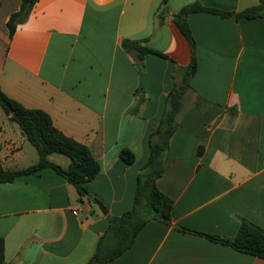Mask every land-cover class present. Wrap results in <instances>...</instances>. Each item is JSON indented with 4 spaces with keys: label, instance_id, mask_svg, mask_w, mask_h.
<instances>
[{
    "label": "crops",
    "instance_id": "1",
    "mask_svg": "<svg viewBox=\"0 0 264 264\" xmlns=\"http://www.w3.org/2000/svg\"><path fill=\"white\" fill-rule=\"evenodd\" d=\"M197 1L236 13L260 2L38 0L11 38L7 22L22 0H0L2 91L46 112L100 164L85 199L49 168L0 184L6 264H88L110 219L132 208L139 172L150 159V137L181 69L191 62L174 16ZM188 21L198 70L157 180L174 202L172 225L150 220L133 246L106 264H264L178 229L232 238L243 219L264 229V19L200 12ZM124 40H146L168 58L149 55L140 62L124 50ZM123 149L134 154L132 165L120 158ZM58 155L49 159L68 168L70 160ZM0 159L8 171L39 161L1 108Z\"/></svg>",
    "mask_w": 264,
    "mask_h": 264
},
{
    "label": "trees",
    "instance_id": "2",
    "mask_svg": "<svg viewBox=\"0 0 264 264\" xmlns=\"http://www.w3.org/2000/svg\"><path fill=\"white\" fill-rule=\"evenodd\" d=\"M38 0H22L21 9L14 13L7 22L12 38L17 26L24 23ZM164 0L163 4H166ZM212 13L222 18L236 17L237 19H264V0L258 5L246 8L241 12H225L203 5L197 1L184 7L174 16V20L191 47V62L188 67L181 69V81L176 83L166 99V107L157 129L150 137V159L140 170L133 206L119 217L110 219L106 234L99 240L96 253L88 264H106L111 262L134 244L138 234L150 220H158L172 225L174 202L158 188L157 180L164 174L169 150L170 139L178 128V117L182 111L185 93L191 88V80L198 70L197 44L189 25V16L193 13ZM160 24L165 18V11L160 15ZM146 40H124L122 46L128 53L134 54L142 62L147 56L155 55L168 58L165 54L146 46ZM0 108L9 120L15 122L20 130L37 150L39 161L26 169L8 171L2 166L0 159V184L12 183L19 176L35 175L44 169H52L71 183L81 199L89 196L88 184L100 173V164L91 150L65 136L54 126L50 116L39 109H28L19 102L8 97L0 87ZM60 154L70 160L68 168L52 162L49 157ZM120 158L127 164L135 162L134 154L123 149ZM183 232H192L213 242L229 246L234 250L264 259V229L243 219L235 237L226 238L206 235L184 227H178ZM0 264L5 263L4 240L0 237Z\"/></svg>",
    "mask_w": 264,
    "mask_h": 264
},
{
    "label": "water",
    "instance_id": "3",
    "mask_svg": "<svg viewBox=\"0 0 264 264\" xmlns=\"http://www.w3.org/2000/svg\"><path fill=\"white\" fill-rule=\"evenodd\" d=\"M99 208L101 209V211H103V213H105V209L102 207V205H99Z\"/></svg>",
    "mask_w": 264,
    "mask_h": 264
},
{
    "label": "rangeland",
    "instance_id": "4",
    "mask_svg": "<svg viewBox=\"0 0 264 264\" xmlns=\"http://www.w3.org/2000/svg\"><path fill=\"white\" fill-rule=\"evenodd\" d=\"M58 155V154H57ZM59 157H63L62 155H58ZM64 159H66L65 157H63Z\"/></svg>",
    "mask_w": 264,
    "mask_h": 264
},
{
    "label": "built area",
    "instance_id": "5",
    "mask_svg": "<svg viewBox=\"0 0 264 264\" xmlns=\"http://www.w3.org/2000/svg\"><path fill=\"white\" fill-rule=\"evenodd\" d=\"M75 214L77 213V212H74Z\"/></svg>",
    "mask_w": 264,
    "mask_h": 264
}]
</instances>
